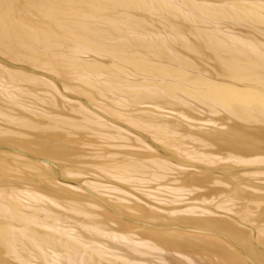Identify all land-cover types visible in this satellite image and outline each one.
<instances>
[{
	"label": "bare ground",
	"instance_id": "bare-ground-1",
	"mask_svg": "<svg viewBox=\"0 0 264 264\" xmlns=\"http://www.w3.org/2000/svg\"><path fill=\"white\" fill-rule=\"evenodd\" d=\"M0 147V264H264V0H0Z\"/></svg>",
	"mask_w": 264,
	"mask_h": 264
},
{
	"label": "rangeland",
	"instance_id": "rangeland-1",
	"mask_svg": "<svg viewBox=\"0 0 264 264\" xmlns=\"http://www.w3.org/2000/svg\"><path fill=\"white\" fill-rule=\"evenodd\" d=\"M1 148H4V147H0V152H6L5 148L4 149H1ZM73 179V178H72ZM75 179V178H74ZM78 179V177H77Z\"/></svg>",
	"mask_w": 264,
	"mask_h": 264
}]
</instances>
